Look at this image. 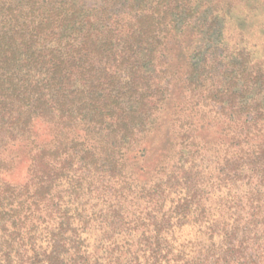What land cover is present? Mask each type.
<instances>
[{"label": "trees", "instance_id": "obj_1", "mask_svg": "<svg viewBox=\"0 0 264 264\" xmlns=\"http://www.w3.org/2000/svg\"><path fill=\"white\" fill-rule=\"evenodd\" d=\"M236 3L0 0V264H264Z\"/></svg>", "mask_w": 264, "mask_h": 264}, {"label": "rangeland", "instance_id": "obj_2", "mask_svg": "<svg viewBox=\"0 0 264 264\" xmlns=\"http://www.w3.org/2000/svg\"><path fill=\"white\" fill-rule=\"evenodd\" d=\"M235 1H237V9L241 13L244 12L243 14L245 15L249 12L250 14H252L251 16H256L255 20L253 19V17H250L248 22L242 21V27L243 29H245L246 34H248L247 37L249 38V42L258 43L260 42V40H264L261 39V35L264 30H260V25L263 24L262 22H260V20H264V0H247L246 2H243L241 0ZM257 17L261 19H257Z\"/></svg>", "mask_w": 264, "mask_h": 264}]
</instances>
